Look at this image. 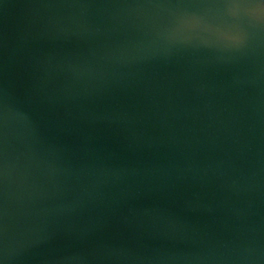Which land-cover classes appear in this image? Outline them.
Returning <instances> with one entry per match:
<instances>
[{"label": "water", "instance_id": "obj_1", "mask_svg": "<svg viewBox=\"0 0 264 264\" xmlns=\"http://www.w3.org/2000/svg\"><path fill=\"white\" fill-rule=\"evenodd\" d=\"M0 264H264V0H0Z\"/></svg>", "mask_w": 264, "mask_h": 264}]
</instances>
